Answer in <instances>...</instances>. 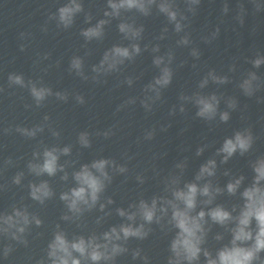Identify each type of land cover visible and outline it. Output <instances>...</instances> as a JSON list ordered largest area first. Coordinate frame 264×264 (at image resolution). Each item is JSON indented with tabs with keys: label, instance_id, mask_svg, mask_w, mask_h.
<instances>
[{
	"label": "clouds",
	"instance_id": "1",
	"mask_svg": "<svg viewBox=\"0 0 264 264\" xmlns=\"http://www.w3.org/2000/svg\"><path fill=\"white\" fill-rule=\"evenodd\" d=\"M181 2L183 7H181ZM202 0H105L102 18L96 19L90 10L86 11L84 0H64L56 11L49 12L41 30L48 31V24L54 22L58 30L68 31L76 23V18L83 14L84 23L88 25L80 30L79 35L84 43L81 45L86 51L84 56L73 55L69 61L68 71L83 81L95 84L107 83V77L118 74L126 64L134 63L143 52L153 54L152 65L158 74L144 85L142 97H129L117 111L135 105L137 99L146 113H151L154 106L163 98L166 90L173 81L172 67L176 54L169 48L161 54L159 43L143 44L145 27L138 23V17H150L154 11L166 18L167 24L162 28L156 40H164L172 26L179 39L177 47H190V56L199 59L201 52L194 47L191 32V17H194ZM255 12L264 11L261 0H250ZM230 11L229 3L224 0L221 8L222 15ZM247 10L243 3L237 5L234 19L244 24ZM95 20V23H93ZM118 21L116 27L127 43L113 44L103 52L98 63L91 66V74L86 71L85 58L92 54L88 47L93 41L102 42L106 36V29L113 21ZM220 33L217 25L208 35L202 36L205 43H212ZM29 34L20 33V39H27ZM26 44L20 45L24 51ZM49 54H44L47 59ZM252 69L246 71L239 82L238 89L248 98L264 90V77L258 74L264 66V54L257 52L254 57L246 58ZM39 63V61H37ZM59 63V62H58ZM183 66V62L181 64ZM195 67V65H193ZM229 72L236 71V64L229 66ZM140 77L128 76L122 84L132 87ZM226 74H218L215 69L209 70L197 84V90L191 94L181 92L178 96V110L186 112V105L196 108L195 117L209 125L227 124L231 113L239 109V100L235 96L225 97L217 92L205 93L210 84L222 86L230 83ZM27 90L33 104H26V108L33 105L36 108L44 106L50 97L67 103L70 95L79 105L86 103L81 94H71L68 91H54L43 78H26L23 73L12 72L7 76V88ZM6 91L0 85V93ZM225 110L220 109L221 102ZM257 102H264V97H257ZM177 106L174 105L169 114L175 115ZM50 117L45 115L43 121L32 127L17 125L15 128H5V134L15 131L22 137L34 140L47 127L51 135L59 140L61 133L48 123ZM162 131L166 128H162ZM92 133L88 130L77 134V143L81 148L92 147ZM96 136L105 139L115 135L113 128L103 132H96ZM156 129H146L143 139H154ZM258 137L252 127L237 129L231 136L224 137L220 146L212 156L207 158L195 172L192 179H185L188 167L187 158L177 162L173 169L160 180V191L145 197L143 193L128 203L127 207H111L116 201L106 196L109 186L116 175H126L129 172L127 163H120L114 158L100 156L88 163L79 164L77 160L65 159L73 152L71 144L61 146L59 143L37 145L26 163V172L17 171L11 178V185L25 187L23 181L26 175L37 178L27 183L28 199L44 207L53 199L62 202L65 211L60 220L65 224L74 225L79 231L69 232L56 223L43 250V255L34 264H120L122 257H131L133 264H153L152 257L143 248L130 247L131 241L143 242L157 231L167 239V256L163 264H264V154L257 155L248 161L251 171L250 178L242 172H233L224 168L222 175L227 178L221 185L218 179L221 166L227 165L234 157H245L252 152ZM210 147L204 143L196 148L195 156H202ZM126 156V154H125ZM130 160L131 157H126ZM16 162L7 158L3 162L0 174L9 167H15ZM69 168L72 169L69 172ZM159 175V173H157ZM56 178L64 184L71 181V186L58 194L50 179ZM140 185L146 180L142 174L136 176ZM10 188L8 183L0 184V192ZM227 198L221 201V198ZM93 212H99L94 220V227H89L87 217ZM113 215L120 222L104 225ZM44 226V220L37 212L30 210V205L24 199L12 203L10 208L0 211V259L8 260L17 247L28 248L34 229ZM219 229V230H217ZM41 233H36V236ZM33 258L29 257L31 261Z\"/></svg>",
	"mask_w": 264,
	"mask_h": 264
},
{
	"label": "water",
	"instance_id": "2",
	"mask_svg": "<svg viewBox=\"0 0 264 264\" xmlns=\"http://www.w3.org/2000/svg\"><path fill=\"white\" fill-rule=\"evenodd\" d=\"M230 11L222 15L221 8L224 0H202L198 12L191 17V32L193 45L198 47L201 56L194 59L190 56V47H177L176 40L179 37L172 32L166 39L156 40L163 27L166 26V18L153 13L150 17H138L137 22L145 27L143 44L159 43L161 54L169 48L174 49L176 59L172 65L174 78L172 84L164 90L163 98L154 106L151 113H146L141 107L139 99L135 105H130L117 111L129 97H142L144 85L149 83L158 70L152 65L153 54L145 51L137 57L134 63L126 64L122 71L107 77V83L95 84L91 81H83L68 71L69 61L73 55L84 56V43L79 35L84 23L83 14L76 18L75 25L68 31L58 30L55 23L48 24V31L43 32L42 26L47 20L49 12L64 3V0H0V85L5 86L6 91L0 93V169L3 168L5 159L11 157L15 167H9L0 174V184L8 183L10 188L6 192H0V211L10 208L14 202L21 198L30 205V210L37 212L44 220V226L33 230L29 236L31 241L28 248L17 247L8 260L0 259V264H34L44 253L43 250L51 239L52 231L56 223L69 232L79 231L74 225L65 224L60 216L65 211L58 196L41 207L28 199L26 185L37 178L26 175L23 184L25 187L11 185V178L17 171L26 172V163L31 159L33 150L40 141L51 145L59 143L61 146L71 144L73 152L65 159L77 160L79 164L88 163L100 156L116 159L120 163H127L129 172L126 175H116L109 186L106 196H111L116 203L111 207H127L128 203L137 199L141 193L147 198L160 191V180L171 171L174 165L187 158L188 167L185 179H192L199 166L218 148L224 137L231 136L237 129L252 127L258 137L251 153L245 157L236 156L227 165L221 166L218 179L223 185L227 178L222 175L224 168H230L233 172H242L250 178L251 171L248 161L257 155L264 154V102H257V97H264V90L258 92L256 97L248 98L242 95L237 83L242 75L252 69V65L246 58H252L257 52L264 54V11L255 12L250 0H227ZM264 3V0H261ZM243 3L247 13L244 24L240 25L235 19L237 5ZM105 0H84L85 10H90L96 19L102 18V9ZM181 7L183 4L181 2ZM95 23V20H93ZM118 21H113L106 29V36L102 42L93 41L88 47L92 54L85 58L86 71L91 74V66L101 59L103 52L113 44L127 43L117 30ZM219 25V36L212 43H205L201 37L208 35ZM29 34L27 39L21 40L20 33ZM27 45L24 51L20 45ZM49 54L43 59L44 54ZM39 61V63H37ZM59 62V63H58ZM183 62V66H181ZM236 64V71L229 72V66ZM195 65V67H193ZM211 69L218 74H226L231 82L222 86L210 84L204 90L205 93L217 92L227 96H235L239 100V109L231 113V119L227 124L209 125L207 122L196 118V108L186 105V112L181 114L178 110V96L181 92L191 94L197 90V84ZM264 77V66L256 70ZM23 73L26 78H43L44 82L54 91H68L71 94H81L86 103L79 105L73 96L67 103L50 97L41 108L34 105L26 108V104H33L27 90L19 88H7V76L9 73ZM140 77L132 87L122 84L126 77ZM176 105L175 115H170L171 108ZM221 110H225L223 101ZM48 115L52 128L61 133L59 140L51 135L45 127L43 133L36 139L29 140L12 131L5 134V128L15 126H27L39 124L43 117ZM113 128L115 135L108 139L96 136V132H103ZM156 129L154 139H143L146 129ZM162 128L166 130L162 131ZM88 130L92 135V147L81 148L77 143V134ZM204 143L210 145L205 153L195 156L196 148ZM126 154V156H125ZM126 157H131L127 160ZM72 169L69 168V172ZM159 173V175H157ZM142 174L145 184L140 185L136 176ZM50 179L57 194L71 186V181L64 184L59 177ZM227 198H221L226 201ZM99 212L88 215L89 227H94V220ZM118 217L113 215L104 225L107 228L111 224L119 223ZM219 230V229H217ZM36 233L41 235L36 236ZM141 247L153 259V264H163L167 256V239L157 231L143 242L131 241L130 247ZM29 257L33 259L30 261ZM120 264H133L131 257H122ZM139 264V262H136Z\"/></svg>",
	"mask_w": 264,
	"mask_h": 264
}]
</instances>
